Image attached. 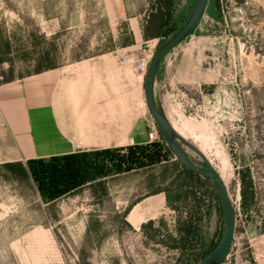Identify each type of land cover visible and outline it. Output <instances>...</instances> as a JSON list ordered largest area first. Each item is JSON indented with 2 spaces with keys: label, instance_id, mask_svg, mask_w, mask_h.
<instances>
[{
  "label": "rangeland",
  "instance_id": "374dc122",
  "mask_svg": "<svg viewBox=\"0 0 264 264\" xmlns=\"http://www.w3.org/2000/svg\"><path fill=\"white\" fill-rule=\"evenodd\" d=\"M193 1L0 0V83L113 52L118 137L127 127L135 136L111 162L86 153L72 174L51 159L0 165V264H200L215 247V188L163 141L138 67L186 23ZM157 72V107L219 172L234 207L223 264H264V0H208ZM110 172L119 176L94 181Z\"/></svg>",
  "mask_w": 264,
  "mask_h": 264
},
{
  "label": "crops",
  "instance_id": "0c3cea01",
  "mask_svg": "<svg viewBox=\"0 0 264 264\" xmlns=\"http://www.w3.org/2000/svg\"><path fill=\"white\" fill-rule=\"evenodd\" d=\"M134 32L136 41L140 35L136 28ZM112 54L0 84V165L51 159L69 167L83 166L90 152L100 165L101 158L111 162L115 148L134 144L133 127L125 128L124 139L118 137V75ZM118 176L99 174L94 181Z\"/></svg>",
  "mask_w": 264,
  "mask_h": 264
},
{
  "label": "water",
  "instance_id": "95a60500",
  "mask_svg": "<svg viewBox=\"0 0 264 264\" xmlns=\"http://www.w3.org/2000/svg\"><path fill=\"white\" fill-rule=\"evenodd\" d=\"M207 1L194 0L186 23L155 49L146 69L143 93L146 110L172 155L186 170L209 179L215 188L222 215V233L215 247L202 258L200 264H223L229 255L235 231V210L225 184L207 157L174 129L163 110L157 107L154 96L156 75L162 58L195 31L206 10ZM184 148L196 154L202 166L194 164Z\"/></svg>",
  "mask_w": 264,
  "mask_h": 264
},
{
  "label": "trees",
  "instance_id": "16d2710c",
  "mask_svg": "<svg viewBox=\"0 0 264 264\" xmlns=\"http://www.w3.org/2000/svg\"><path fill=\"white\" fill-rule=\"evenodd\" d=\"M170 3H171V0H166V5H167V6H169ZM161 20H162V19H161ZM168 20H169V19H167V20L165 21V20L163 19L162 22H161V25H162V26H165V25L168 23ZM48 69H52V68H48ZM46 70H47V69H46ZM42 71H43V70H40V71H37L36 73H40V72H42ZM34 74H35V73H34ZM157 74H158V72H157ZM11 81H13V80H4V81L1 82L0 84H5V83L11 82ZM105 152H106V151H105ZM107 152H108V151H107ZM107 152H106V153H107ZM114 156H115V155H114ZM115 157H116V156H115ZM30 163H31V162H30ZM30 163H28V164H30ZM41 163H42V162H41ZM9 164H12V163L3 164V166H4V167H7V166H9ZM66 166H68V165H65V167H66ZM21 170H22L23 174H25L24 169L21 168ZM67 170H68L69 174H72V173H73L71 167L68 166ZM185 170H186V169H185ZM186 172L193 174L192 172H190V171H188V170H186ZM70 181H74V178H72V177L69 178V182H70ZM99 182H100V181H99ZM74 183H75V182H74ZM187 232H189V230H187ZM213 248H214V247H213ZM213 248H212V249H213ZM212 249H211V250H212ZM211 250H210V251H211ZM210 251H209V252H210ZM209 252H207L205 255H207ZM205 255H204V256H205Z\"/></svg>",
  "mask_w": 264,
  "mask_h": 264
},
{
  "label": "built area",
  "instance_id": "2783aa9c",
  "mask_svg": "<svg viewBox=\"0 0 264 264\" xmlns=\"http://www.w3.org/2000/svg\"><path fill=\"white\" fill-rule=\"evenodd\" d=\"M148 63H149V59H142L141 62L138 63V67H139L141 70L145 71L146 68H147V66H148ZM152 137H153V136H151V138H152ZM226 259H227V258H226Z\"/></svg>",
  "mask_w": 264,
  "mask_h": 264
},
{
  "label": "bare ground",
  "instance_id": "6f19581e",
  "mask_svg": "<svg viewBox=\"0 0 264 264\" xmlns=\"http://www.w3.org/2000/svg\"><path fill=\"white\" fill-rule=\"evenodd\" d=\"M175 129V128H174ZM218 172V171H217ZM219 173V172H218ZM220 175V174H219ZM220 177H221V175H220ZM221 179H223L222 177H221ZM138 207V206H137ZM135 209V208H134ZM137 209V208H136ZM136 213V212H135Z\"/></svg>",
  "mask_w": 264,
  "mask_h": 264
}]
</instances>
